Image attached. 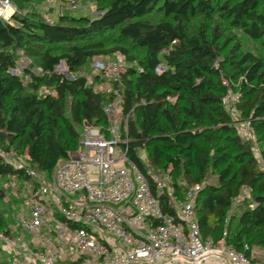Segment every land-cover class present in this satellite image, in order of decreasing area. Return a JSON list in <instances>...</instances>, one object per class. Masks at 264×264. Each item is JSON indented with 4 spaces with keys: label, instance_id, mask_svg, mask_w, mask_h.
I'll list each match as a JSON object with an SVG mask.
<instances>
[{
    "label": "trees",
    "instance_id": "1",
    "mask_svg": "<svg viewBox=\"0 0 264 264\" xmlns=\"http://www.w3.org/2000/svg\"><path fill=\"white\" fill-rule=\"evenodd\" d=\"M94 2L95 18L63 13L55 22L18 14L15 23L0 19V146L15 148L50 179L58 162L79 148L83 121L107 123L109 96L94 91L101 80L95 76L90 83L83 69L94 58L123 55L130 157L142 170L170 169L180 191L202 184L197 213L204 238L218 241L226 231L229 245L259 248L255 260L264 264V171L253 142L241 137L222 103L227 87L221 81L242 78L237 105L251 120L264 157V56L235 46L220 60L221 44L232 41L225 23L264 46V0ZM113 31L127 44L109 47L105 36ZM18 51L29 62L13 74ZM61 62L84 75L71 81L52 73ZM15 173L20 176L11 179ZM213 175L215 182H208ZM24 180L31 178L0 158V201L6 184ZM243 187L251 189L256 206L237 216L233 212L246 202L232 203ZM11 212L0 204V229L6 232Z\"/></svg>",
    "mask_w": 264,
    "mask_h": 264
},
{
    "label": "built area",
    "instance_id": "2",
    "mask_svg": "<svg viewBox=\"0 0 264 264\" xmlns=\"http://www.w3.org/2000/svg\"><path fill=\"white\" fill-rule=\"evenodd\" d=\"M69 7L77 9L78 1ZM17 10L11 0H0L2 21L10 22ZM96 68L101 81L94 91L109 96L103 108L107 123L83 121L79 148L58 162L50 179L15 148L0 146L2 161L31 178L4 186L12 223L8 232L0 229V264H261L247 243L240 249L229 245L226 231L218 241L204 238L197 213L202 184L180 191L170 169L142 170L130 157L123 78L128 63L116 55ZM52 73L71 81L84 75L64 62ZM87 76L93 82L95 76ZM239 98L228 92L222 103L241 137L253 142L264 171L255 130L242 117ZM138 154L146 163V153ZM246 200L256 206L251 189L243 187L232 207Z\"/></svg>",
    "mask_w": 264,
    "mask_h": 264
},
{
    "label": "rangeland",
    "instance_id": "3",
    "mask_svg": "<svg viewBox=\"0 0 264 264\" xmlns=\"http://www.w3.org/2000/svg\"><path fill=\"white\" fill-rule=\"evenodd\" d=\"M12 3L16 6L18 9L15 14H18L20 16H31V18H35V16L43 17L48 21L55 22L57 21L58 17L63 14V13H70L73 15H85L90 18H95L98 16V12L96 9V3L94 0H78V8L73 10L69 7L70 0H31L29 2H23L22 0H11ZM201 20V19H200ZM11 23H15V21L12 19L10 20ZM198 22V21H197ZM223 30L226 36L232 37V41H229L225 44H221V58L220 60L224 59L225 56L229 53L230 49L238 46L241 49V53H244L246 51H252L257 54H262L264 56V46L262 45V40H252L250 39L241 28H232L230 27L227 23L223 24ZM106 43L109 47L114 46L115 44L118 45H126L127 41H125L117 32L113 31L110 32L109 34H106L105 36ZM239 44V45H238ZM132 52L131 54L134 55H139V51H136L134 49H131ZM113 55L109 56H102V57H97L94 58L84 69L83 72L86 73V75H89L91 77H94L98 70L96 68L97 63H102L106 59L113 57ZM16 59H17V68L14 70H17V74H20L22 72L23 66L28 64L29 59L28 56L25 55L23 52H17L16 53ZM163 64L159 66L158 70H163ZM218 66V64H216ZM11 73L14 74L13 71L10 70ZM236 73V72H235ZM241 79L242 78H236L233 79L232 81H229L226 78H222V84H224L227 87V92H231V95H236L241 97L240 94V89L239 86L241 84ZM92 78H89V81H91ZM44 91V90H42ZM245 120H250V119H245ZM254 129V127L252 126ZM256 143L258 144L257 140L258 137L257 135L255 136ZM141 154H145L143 150L139 151ZM148 157V156H147ZM149 160L148 158L146 159V163H148ZM216 178L213 176L209 177L207 180L208 182H215ZM246 203L235 209L233 213L235 215L239 216L242 210L246 207H250L251 203L248 204V201H245ZM0 204L2 206L6 205L5 201H0ZM251 208V207H250ZM255 254L257 256L260 255V249L255 247L254 248Z\"/></svg>",
    "mask_w": 264,
    "mask_h": 264
},
{
    "label": "water",
    "instance_id": "4",
    "mask_svg": "<svg viewBox=\"0 0 264 264\" xmlns=\"http://www.w3.org/2000/svg\"><path fill=\"white\" fill-rule=\"evenodd\" d=\"M11 71H13L14 74H17V70L11 69Z\"/></svg>",
    "mask_w": 264,
    "mask_h": 264
},
{
    "label": "crops",
    "instance_id": "5",
    "mask_svg": "<svg viewBox=\"0 0 264 264\" xmlns=\"http://www.w3.org/2000/svg\"><path fill=\"white\" fill-rule=\"evenodd\" d=\"M257 256V255H256ZM258 257V256H257Z\"/></svg>",
    "mask_w": 264,
    "mask_h": 264
}]
</instances>
